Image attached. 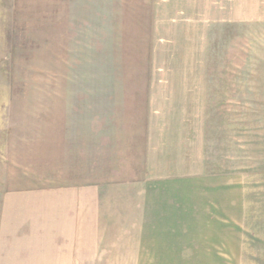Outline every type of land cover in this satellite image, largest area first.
Returning a JSON list of instances; mask_svg holds the SVG:
<instances>
[{
	"label": "rangeland",
	"instance_id": "obj_1",
	"mask_svg": "<svg viewBox=\"0 0 264 264\" xmlns=\"http://www.w3.org/2000/svg\"><path fill=\"white\" fill-rule=\"evenodd\" d=\"M251 6L0 0V264H43L44 186L76 174L101 187L78 264H264Z\"/></svg>",
	"mask_w": 264,
	"mask_h": 264
},
{
	"label": "crops",
	"instance_id": "obj_2",
	"mask_svg": "<svg viewBox=\"0 0 264 264\" xmlns=\"http://www.w3.org/2000/svg\"><path fill=\"white\" fill-rule=\"evenodd\" d=\"M239 1H251V8L264 9V0ZM95 156L98 160L99 154L91 153L89 162H93ZM55 158L57 161L54 162L59 164L63 161L61 154ZM76 176L74 180L44 186L43 264H78L74 250L78 249V243L84 239L85 232H93V224L99 218V181L93 178L84 181ZM88 226L93 228L85 229Z\"/></svg>",
	"mask_w": 264,
	"mask_h": 264
}]
</instances>
